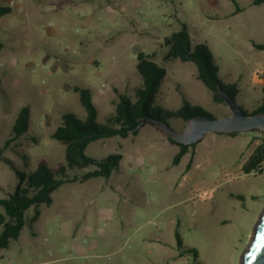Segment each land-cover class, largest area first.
Wrapping results in <instances>:
<instances>
[{"label": "rangeland", "instance_id": "obj_1", "mask_svg": "<svg viewBox=\"0 0 264 264\" xmlns=\"http://www.w3.org/2000/svg\"><path fill=\"white\" fill-rule=\"evenodd\" d=\"M235 1L238 12L233 0H0L11 7L0 15V148L20 109L31 110L28 131L3 155L25 172L42 162L53 170L65 165V146L52 133L64 113L87 114L73 86L91 90L97 121L106 122L117 92L135 99L141 51L167 70L157 103L177 109L185 97L215 117L230 114L197 78L194 62L163 60L164 38L182 23L193 43L209 46L220 77L238 82V104L255 109L263 97L264 49L252 41L264 42V4ZM167 122L178 131L185 126L181 118ZM139 130L90 142L86 153L94 158L121 153L119 168L108 178L63 183L50 205L39 204L33 223L35 206L28 208L20 236L0 250V264H240L264 209V167L245 172L243 164L264 133L209 132L173 164L179 145L149 146L159 130L151 122ZM192 150L195 163L186 169ZM94 168H67L66 175ZM17 183L0 158V197Z\"/></svg>", "mask_w": 264, "mask_h": 264}, {"label": "trees", "instance_id": "obj_2", "mask_svg": "<svg viewBox=\"0 0 264 264\" xmlns=\"http://www.w3.org/2000/svg\"><path fill=\"white\" fill-rule=\"evenodd\" d=\"M236 4V12L242 8ZM254 5L264 4V0H253ZM11 12L9 5L0 4V15ZM164 45L167 47L162 58L164 61L179 59L181 61H192L197 68V78L200 79L212 92V99L216 103L225 102L220 96L219 90L225 91L236 100L240 92L237 81H224L219 75V67L216 64L213 53L209 46L203 42L193 43L189 29L185 23L181 28L173 31L164 38ZM255 49H264V42L252 41ZM3 43L0 42V50ZM137 70L142 77V84L134 90L135 99L125 93H118L114 100L115 109L106 118V122L97 121L98 109L93 101L92 92L87 87L78 85L73 89L79 93L80 101L86 109V117L79 118L72 112L62 115V123L54 130L52 136L61 141L65 146L66 164L60 165L56 170L50 168L46 163H40L36 169L30 172L19 170L13 161L3 155V149L9 147L13 141L24 135L29 128L31 110L28 105L23 106L12 126V135L9 137L3 148H0V158L4 159L16 172L18 183L12 192L6 197H0V250L9 246L11 239H17L26 223L25 213L28 208L35 206V213L30 217L29 222L33 223L40 214L39 204L50 205L53 201L52 192L65 182L84 181L86 179L103 176L109 177L111 172L118 167L122 155L113 153L103 159H97L86 153L90 142L104 137L122 136L137 134L140 127L149 120L141 122L145 117L159 119L167 122L170 118H181L185 122L192 116L201 114L214 116L210 111L199 105L191 104L185 97L177 109H169L157 103L156 97L161 83L166 75V68L160 65L153 58L150 52L141 51L137 55ZM263 97L258 107L251 111L243 110L247 114L264 112V82L262 84ZM153 123V122H151ZM168 123V122H167ZM155 124V123H153ZM159 127L157 124H155ZM160 129V128H159ZM233 132L229 134H237ZM37 141L35 137H31ZM169 140L179 145V151L174 155L172 163L178 164L187 152L189 147L176 142L169 137ZM195 153L192 150L186 165L189 169L194 161ZM95 166L94 169L86 171L81 176L69 177L66 175L67 168H86ZM264 167V135L260 143L256 145L252 153L243 164L245 172L253 170L261 172ZM60 175V177H56ZM178 242L181 239L176 232Z\"/></svg>", "mask_w": 264, "mask_h": 264}, {"label": "water", "instance_id": "obj_3", "mask_svg": "<svg viewBox=\"0 0 264 264\" xmlns=\"http://www.w3.org/2000/svg\"><path fill=\"white\" fill-rule=\"evenodd\" d=\"M220 96L231 110L222 117L195 115L186 120L182 130H176L167 122L145 117L159 126L167 136L181 144L191 145L199 142L209 132L233 133L257 129L264 133V112L247 114L238 102L223 90ZM240 264H264V209L262 210L251 235V239L241 255Z\"/></svg>", "mask_w": 264, "mask_h": 264}, {"label": "crops", "instance_id": "obj_4", "mask_svg": "<svg viewBox=\"0 0 264 264\" xmlns=\"http://www.w3.org/2000/svg\"><path fill=\"white\" fill-rule=\"evenodd\" d=\"M253 79H255V77L253 78ZM263 82H264V79H263ZM263 82H262V84H263ZM93 98V97H92ZM140 132V130L137 132V134ZM136 134V135H137ZM128 136V135H127ZM153 139H154V141L153 142H155V143H152V142H150V143H148L149 144V146H152V145H155L156 143L157 144H159L161 147H169V146H171V145H173V142H171L170 140H169V138H168V136L163 132V131H161V129H159V130H155L154 132H153ZM122 137V136H121ZM126 137V136H125ZM179 149H180V147H179ZM179 149H178V151H179ZM177 151V152H178ZM176 152V153H177ZM121 154V153H120ZM187 154V153H186ZM122 155V154H121ZM184 156V155H183ZM196 156H197V154L194 156V161H193V163H192V165L195 163V159H196ZM123 159V155H122V157H121V160ZM182 159V158H181ZM121 160H120V162H119V165H118V167L117 168H119V166H120V163H121ZM181 161V160H180ZM116 169V168H115ZM111 174H112V172H111ZM111 174H110V176H111ZM109 176V177H110ZM108 178V177H107ZM87 180V179H86ZM53 202V201H52ZM39 216H40V214H39ZM39 216L37 217V219L39 218ZM36 219V220H37ZM35 220V221H36ZM34 221V222H35ZM87 228V232H91V230H90V228L89 227H86ZM20 236V235H19ZM95 241H93L92 243H94ZM75 246H76V248H77V250H78V252L79 253H81V251H83V252H85L86 251V246L85 245H83V244H81V242L79 243V242H77L76 244H75Z\"/></svg>", "mask_w": 264, "mask_h": 264}, {"label": "built area", "instance_id": "obj_5", "mask_svg": "<svg viewBox=\"0 0 264 264\" xmlns=\"http://www.w3.org/2000/svg\"><path fill=\"white\" fill-rule=\"evenodd\" d=\"M12 3V2H11Z\"/></svg>", "mask_w": 264, "mask_h": 264}]
</instances>
